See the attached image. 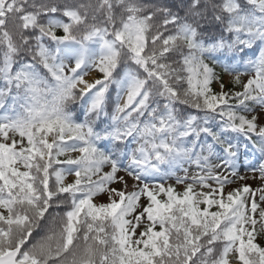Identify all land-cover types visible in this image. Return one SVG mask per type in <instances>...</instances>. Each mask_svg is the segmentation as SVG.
<instances>
[{
  "label": "snow or ice",
  "instance_id": "obj_1",
  "mask_svg": "<svg viewBox=\"0 0 264 264\" xmlns=\"http://www.w3.org/2000/svg\"><path fill=\"white\" fill-rule=\"evenodd\" d=\"M0 264H264V0H0Z\"/></svg>",
  "mask_w": 264,
  "mask_h": 264
}]
</instances>
